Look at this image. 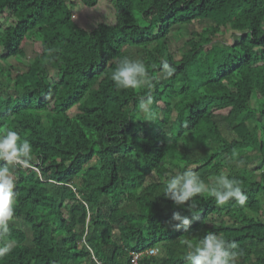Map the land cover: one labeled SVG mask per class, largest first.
Returning <instances> with one entry per match:
<instances>
[{
	"label": "trees",
	"instance_id": "1",
	"mask_svg": "<svg viewBox=\"0 0 264 264\" xmlns=\"http://www.w3.org/2000/svg\"><path fill=\"white\" fill-rule=\"evenodd\" d=\"M98 1L0 0V135L32 145L30 166H13L0 264H132L149 248L141 263L185 264L180 239L208 232L237 243L234 264H264V0H111L112 23L74 19L78 2ZM197 23L177 57L172 29ZM225 31L230 43L214 40ZM27 44L32 61L14 67ZM125 58L144 63L151 88H116ZM187 169L207 185L227 174L245 205L207 193L192 211L175 205L163 191Z\"/></svg>",
	"mask_w": 264,
	"mask_h": 264
},
{
	"label": "clouds",
	"instance_id": "2",
	"mask_svg": "<svg viewBox=\"0 0 264 264\" xmlns=\"http://www.w3.org/2000/svg\"><path fill=\"white\" fill-rule=\"evenodd\" d=\"M164 68L168 69L167 63L164 64ZM168 72L171 74L170 69ZM111 80L118 90H135L145 85L149 88L152 87L146 67L139 60L125 58L119 61L112 72ZM152 103L151 95L147 98H139L138 108L144 114L146 121H151L154 118L151 109ZM18 141H21V137L16 131L7 130L6 134L0 135V162H3L0 163V234L8 232V224L14 214L13 166L29 167L32 159L30 142L25 139L18 144ZM212 180V184L207 185L196 172L187 169L167 180L163 195L177 206L186 205L189 211L196 207L194 198L205 193L214 198L217 206H223L230 200H235L241 206L245 205L248 197L235 179H230L227 174L221 173L213 177ZM171 221H178L176 227L185 229L191 223L190 219L187 216H182L180 212H174ZM180 244L187 248L184 256L185 264H234L238 255L234 251L238 247L236 242H228L214 232H208L196 243L184 237L180 239ZM9 251L8 246L0 248V257Z\"/></svg>",
	"mask_w": 264,
	"mask_h": 264
},
{
	"label": "rangeland",
	"instance_id": "3",
	"mask_svg": "<svg viewBox=\"0 0 264 264\" xmlns=\"http://www.w3.org/2000/svg\"><path fill=\"white\" fill-rule=\"evenodd\" d=\"M114 8L111 0H99L98 4L93 8L84 7L80 2L76 4L73 9L74 19L78 21L84 27H92L97 22H107L112 23L114 19ZM204 25V26H203ZM207 26L206 24H195L194 26H179L171 31L170 35V46L172 51L179 57L181 53V47L183 43L192 36V31H200L201 27ZM214 40L230 43V32L225 31L222 34H217ZM33 45L27 44L26 46V56L24 58L9 59V63L12 64L16 68L24 69L26 68L34 57V53L32 51ZM56 73L51 71V77H55ZM154 179V176L148 177L147 182H150ZM9 246V244H8ZM1 246L0 248H2Z\"/></svg>",
	"mask_w": 264,
	"mask_h": 264
},
{
	"label": "built area",
	"instance_id": "4",
	"mask_svg": "<svg viewBox=\"0 0 264 264\" xmlns=\"http://www.w3.org/2000/svg\"><path fill=\"white\" fill-rule=\"evenodd\" d=\"M158 254V249L157 248H149L147 249V251L145 253H140V254H135L133 255V259H132V264H145V263H141L142 257L144 255L147 256H156Z\"/></svg>",
	"mask_w": 264,
	"mask_h": 264
}]
</instances>
